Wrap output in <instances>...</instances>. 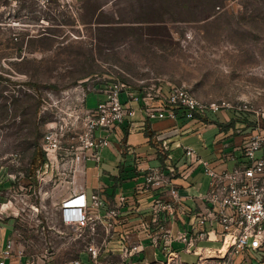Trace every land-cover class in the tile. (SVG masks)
<instances>
[{"label":"rangeland","instance_id":"obj_1","mask_svg":"<svg viewBox=\"0 0 264 264\" xmlns=\"http://www.w3.org/2000/svg\"><path fill=\"white\" fill-rule=\"evenodd\" d=\"M115 79L137 91L185 85L229 103L237 132L264 127V0H0V226L13 227L12 250L29 264H60L82 247L60 236L69 172L46 165L44 132L81 130L79 97L93 105Z\"/></svg>","mask_w":264,"mask_h":264},{"label":"built area","instance_id":"obj_2","mask_svg":"<svg viewBox=\"0 0 264 264\" xmlns=\"http://www.w3.org/2000/svg\"><path fill=\"white\" fill-rule=\"evenodd\" d=\"M44 6L73 8L75 0H37ZM103 93L95 105H87L85 93L81 98L83 128L68 133L64 127L50 125L43 135L42 149L46 165L69 174L65 182L74 178L75 172L88 159L101 160V150L110 140L107 134L116 129L136 111L137 102L148 118H170L176 124L188 123L208 116V112L224 111L230 106L225 101H206L199 98L185 85L164 88L144 87L132 90L123 80L115 79L100 89ZM237 111L249 110L247 102L236 105ZM259 120L246 137L242 159L232 166L221 168L210 159L203 158L188 145L185 148L188 167L200 166L209 176L210 185L204 194L206 210L200 214L199 224L209 223L210 229H202L188 237L186 233L174 235L168 223L184 209L183 195L174 181V168L169 173L161 169H149L142 181H137L135 196L149 189H164L165 194L154 196L146 211H141L138 201L130 203L120 193L112 200L101 189L90 195L74 191L63 197L60 203L61 231L66 243L81 242L77 255L60 264H192L182 261L172 247L173 240L187 241L186 251L198 254L194 264H251L254 252L264 245V155L258 151L264 146V129ZM61 161V162H60ZM134 214L138 227L127 225V215ZM210 232L218 233L221 245L214 250L196 245L199 238H210ZM145 240L160 247L165 257L159 262L148 261L144 252ZM192 246H195L192 249ZM13 240L3 250L0 264L11 256ZM51 247V246H50ZM50 253H53V251ZM85 255V256H84ZM50 264V263H48Z\"/></svg>","mask_w":264,"mask_h":264},{"label":"crops","instance_id":"obj_3","mask_svg":"<svg viewBox=\"0 0 264 264\" xmlns=\"http://www.w3.org/2000/svg\"><path fill=\"white\" fill-rule=\"evenodd\" d=\"M93 95L96 104L103 93L93 92ZM88 97L87 104L90 105ZM133 105L136 109L135 113L127 115L116 129L99 132L107 134L110 140L101 150V160L97 162L88 159L84 165H81L75 172L73 180L66 182L70 189L66 196L72 190L85 191L90 195L94 190L101 189L113 200L115 196L123 193L130 203L134 204L138 201L141 211H146L154 196L161 193L168 195L165 193L166 190L161 188L141 191L136 197L137 181L144 180L149 169L158 168L169 173V169L174 168L173 178L178 184L179 192L184 196V209L178 212V217L168 223L169 229L176 236L185 232L188 237L196 235L202 229L209 230V223L201 225L198 220L200 214L207 208L204 194L209 189L210 176L200 166L188 167L185 148L188 145L193 146L199 155L210 159L219 168L231 166L242 159L241 146L246 139V132L250 133L252 126L248 124L245 132L240 129L237 132L239 121L233 116L230 117L225 111H218L219 117H210L215 120L211 124L202 125L198 120H191L184 125L176 124L170 118H148L137 102ZM206 132L213 133L210 142L202 134ZM193 138H195L194 143ZM199 142L200 145H197ZM258 154L264 155V146ZM127 225L138 227L134 214L127 215ZM210 236V238L197 239L196 245L210 250L219 247L221 245L219 234L210 232ZM13 237L14 229L11 225L0 226V259L3 250L8 247ZM186 246L187 241L178 237L172 242L173 249L182 261L195 263L198 254L186 251ZM194 248L195 246H192V249ZM253 254L256 259L251 264H264V245ZM141 255L146 256L148 261L156 263L165 257L160 247L152 245L149 240H145L144 252ZM5 264H29V262L26 255L15 254L12 250L11 256L5 259Z\"/></svg>","mask_w":264,"mask_h":264}]
</instances>
